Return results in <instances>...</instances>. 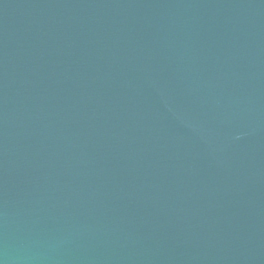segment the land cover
<instances>
[{
	"label": "water",
	"instance_id": "obj_1",
	"mask_svg": "<svg viewBox=\"0 0 264 264\" xmlns=\"http://www.w3.org/2000/svg\"><path fill=\"white\" fill-rule=\"evenodd\" d=\"M2 264H264V0H0Z\"/></svg>",
	"mask_w": 264,
	"mask_h": 264
},
{
	"label": "clouds",
	"instance_id": "obj_2",
	"mask_svg": "<svg viewBox=\"0 0 264 264\" xmlns=\"http://www.w3.org/2000/svg\"><path fill=\"white\" fill-rule=\"evenodd\" d=\"M0 264H2V262H0Z\"/></svg>",
	"mask_w": 264,
	"mask_h": 264
}]
</instances>
